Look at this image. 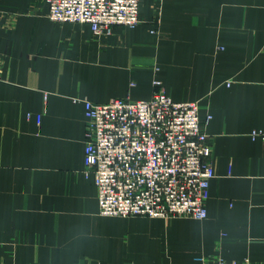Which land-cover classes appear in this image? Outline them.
I'll list each match as a JSON object with an SVG mask.
<instances>
[{"label": "crops", "instance_id": "0c3cea01", "mask_svg": "<svg viewBox=\"0 0 264 264\" xmlns=\"http://www.w3.org/2000/svg\"><path fill=\"white\" fill-rule=\"evenodd\" d=\"M0 16V264H264V0H141L101 36L45 0ZM156 80L200 105L205 219L104 216L85 173L84 99L148 100Z\"/></svg>", "mask_w": 264, "mask_h": 264}, {"label": "built area", "instance_id": "2783aa9c", "mask_svg": "<svg viewBox=\"0 0 264 264\" xmlns=\"http://www.w3.org/2000/svg\"><path fill=\"white\" fill-rule=\"evenodd\" d=\"M57 22L91 25L96 36L141 22V0H45ZM2 19L0 16V29ZM148 100L84 99L85 173L93 174L104 216L207 217L215 177L198 102L175 101L161 81ZM40 119V116H38ZM211 115L207 117V121ZM201 264H250L199 257Z\"/></svg>", "mask_w": 264, "mask_h": 264}]
</instances>
